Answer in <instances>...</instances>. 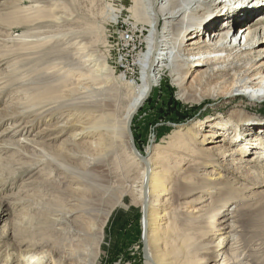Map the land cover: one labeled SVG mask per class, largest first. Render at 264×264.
Instances as JSON below:
<instances>
[{
  "label": "rangeland",
  "instance_id": "1",
  "mask_svg": "<svg viewBox=\"0 0 264 264\" xmlns=\"http://www.w3.org/2000/svg\"><path fill=\"white\" fill-rule=\"evenodd\" d=\"M212 3L215 9L209 17L220 18L209 21L205 29L192 30L200 34L197 38L205 39L222 27H238L224 16L235 11H220L221 1ZM131 5L137 10L134 16ZM139 5L138 0H0V264H145L140 241L145 211L133 194L141 167L129 151V139L114 142L111 155L97 161L85 145L93 137L85 136L77 140L83 155L71 157L69 135L75 130L56 127L67 118L65 111L75 116L91 113L86 116L90 121L95 106H123L131 100V84L138 76L136 57L148 34ZM206 13L190 14L186 23ZM255 15L244 28L254 26ZM123 32L132 34L131 43L121 39ZM78 47L105 68L97 73L99 82L108 86L105 94L77 88L79 74L87 83L83 73H90ZM199 69L185 79L182 90L163 72L131 125L134 143L143 151L148 143L163 150L172 171L165 182L168 192L159 199L160 209L171 211L167 220L174 226L164 250L166 261L211 264L210 250L224 236L218 234L217 222L228 216H203L210 207L205 193L209 189L182 197L189 186L178 187L177 181L194 174L197 179L191 182L197 180L203 187L209 182L204 173L212 171L210 176L225 180L224 193H210L212 203L226 200V209H233L234 216L225 224L235 225L228 242L237 264H264V97L255 89L249 97L233 91L234 72L224 83L222 78L200 80ZM102 95L111 100L101 104ZM238 110L244 118L237 116ZM173 132L176 136H169ZM208 132L216 134L204 145L214 150L210 155L216 156L219 145L227 142L245 149L259 166L242 164L233 173L228 165L216 166L218 157L214 165L211 160L198 165L190 156L202 153L198 142ZM231 186L236 194L226 192ZM62 216L67 222L55 225L53 220ZM147 229L151 232L153 223ZM149 251L155 252V245ZM221 260L216 254V264Z\"/></svg>",
  "mask_w": 264,
  "mask_h": 264
},
{
  "label": "bare ground",
  "instance_id": "2",
  "mask_svg": "<svg viewBox=\"0 0 264 264\" xmlns=\"http://www.w3.org/2000/svg\"><path fill=\"white\" fill-rule=\"evenodd\" d=\"M212 1L214 0H138L139 6L144 8L148 34L145 37L144 49L136 57L135 63L138 76L137 82L131 84V100L123 106H118L117 103L112 105L111 102H108V100H111V97H104L102 95L104 98H100L101 101L99 102L102 104V100H104L108 103L95 106L93 111L94 116L90 121H86L88 118L86 116L91 113H82L81 116H75L74 113L64 110L63 115L67 116V118L56 125V127L75 130L69 135L71 139L69 144L73 147V150L69 152L71 157L83 153L82 151L78 152L80 146L78 147L79 141L77 140L85 136L93 137L85 145L94 151L92 154L96 155L95 159L97 161L106 159L111 155L112 144L114 142L121 143L124 139L126 141L129 139L131 146H128L129 151H132L137 160L131 154L130 156L141 167L139 179L133 182V186L135 187L133 194L135 195V199L140 202L141 208L144 207L143 212L145 211V217L140 221L141 229L144 228L140 241L143 244V251L147 256L145 264H172L171 261H166V254L164 253L168 240L174 230L173 224L167 220L171 211L164 208L160 209L161 201L159 200L164 192H168L165 182L170 179L169 176L172 171L164 162L163 150H159L158 147L156 148L148 143L143 151L134 143V132L132 133V131L135 130L131 128V125L133 124L134 114L141 109V104L148 99L153 88L159 84L163 72H167L171 76V81L178 90L184 89L183 84L185 83V79L190 77L197 68H201L199 69L200 80L206 78L217 80L222 78L224 83L228 81L230 72H234L236 76L232 84L233 91H240L241 94L248 96L251 92L250 89H255L256 93H260L258 94L259 96L264 97V14L258 13L260 11L264 12V0H215L216 3L220 1L222 3L220 11L228 10L229 7L235 11L233 16H229L227 12L224 16L230 21L232 20L238 27L236 29L222 27L213 30L205 39L197 38L200 34L193 33L192 30L205 29L209 21L220 18L216 15H210L209 17V13L215 9ZM202 8L204 9L202 10ZM130 10L134 16V10H136L134 6L131 5ZM204 10H207L204 18L198 17L195 22L186 23L187 17L190 14L195 16L198 11ZM254 14L256 15L251 23L254 26L249 25L247 28H244L246 24L250 23V17ZM123 34L124 32L121 36ZM80 48L78 47L76 52H79L82 61L88 66L90 73H87V75L83 73L84 78L88 79L87 83L82 80V74H79L77 88L91 89L92 93L96 95L104 93L106 90L108 91V86L105 83L99 82V78L97 77V73L103 71L105 68H102L100 63L94 60L92 53H86L85 50H80ZM184 69L185 76H182ZM184 93L180 94L181 99ZM236 114L244 118L242 110H238ZM214 135L212 132L204 133L203 137L199 139L198 143L202 146L198 147V149L202 153L198 154L194 152L195 154L190 156L197 159L196 163L198 165H204L208 160H211L214 165L216 164L215 157L219 159V162L216 164L218 168H226V165H228L227 169L229 168V171L233 173L243 168L242 164L250 169L258 165L250 159L251 156L247 155L248 153L245 149L241 150L242 148L233 147V145L227 142L219 145L221 149L215 154L216 156L214 154L210 155V153H214V150L212 147L204 145L206 144V140H209ZM169 136L175 137L176 135L173 132ZM227 140L228 138L224 141ZM177 143L178 139L170 143L167 146L166 152L174 148ZM233 155H235L234 158H228ZM187 156L188 154L181 157L184 159L188 158ZM146 171H149V173ZM182 172L183 169L181 168ZM210 172L212 171L205 172L203 175V179L209 176V182L203 187L195 183L197 180L194 183L191 182L193 179H197L194 174L191 177H185L184 180L178 179L177 186L186 189H188L186 185L189 186V189L182 193V197H188L190 192L193 195L194 193L203 192L205 188L209 189L205 193L209 194L206 205L210 207L205 209L206 211H204L203 216L208 215L209 218H213L218 214L228 216L217 222L221 223V226L217 228V230H220L218 234H224V236L219 237L221 241L219 245L217 244V247L213 246L211 248L210 263L216 264L214 257L217 254L222 259L217 264H231L232 259L237 264V254L234 248L232 249L234 246L228 242L230 240L228 238L233 236L232 232L235 230V225L232 223L225 224L226 221L234 216L232 215L233 209H226V200L219 204L215 203L216 205L213 204L210 196V193L217 194L218 191L223 192L225 180H222V175L210 176ZM251 177L253 178L252 174H250V179ZM234 188L231 186L226 192L230 191V194H236L234 193ZM64 217L53 218L55 225L58 222H67ZM150 223H153L151 232L149 229L146 231V227H149ZM162 233L164 235H161ZM152 245H155V252L153 251V253L149 251ZM202 248L203 246H201ZM81 252L86 253L85 251ZM71 254L74 256L75 252ZM87 254L89 253L87 252ZM191 260H193V256ZM204 263L205 261L202 260L198 264Z\"/></svg>",
  "mask_w": 264,
  "mask_h": 264
},
{
  "label": "built area",
  "instance_id": "3",
  "mask_svg": "<svg viewBox=\"0 0 264 264\" xmlns=\"http://www.w3.org/2000/svg\"><path fill=\"white\" fill-rule=\"evenodd\" d=\"M121 39H122L123 41L128 42V43H131V42L133 41L132 34L130 35L129 32L124 33L123 36H121ZM129 40H131V41H129Z\"/></svg>",
  "mask_w": 264,
  "mask_h": 264
}]
</instances>
